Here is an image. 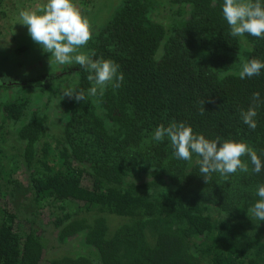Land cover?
<instances>
[{
    "label": "trees",
    "instance_id": "16d2710c",
    "mask_svg": "<svg viewBox=\"0 0 264 264\" xmlns=\"http://www.w3.org/2000/svg\"><path fill=\"white\" fill-rule=\"evenodd\" d=\"M212 3L120 0L106 25L95 23L96 35L85 50L113 61L124 76L121 87L97 91L98 105L88 96L89 73L79 65L73 90L87 98H65L64 110L51 109L54 104L41 98L33 106L19 83L5 87L15 96L0 104V114L11 121L20 146L13 143L19 149L7 173L0 147L1 192L28 194L35 217L59 202L64 214L54 226L61 238L86 233L87 252L60 251L47 264H264V221L248 211L260 199L264 167L253 172L243 156L247 173H213L206 184L198 156L177 159L167 137L153 139L157 127L183 122L209 140L246 143L264 164V104L256 109L255 130L240 115L254 92L264 100V69L251 78L239 76L247 61L264 62V38L232 37L223 0ZM167 7L165 20H158L155 15ZM8 9V1L0 0V14ZM23 49L12 53L14 65ZM58 82L53 72L34 80L52 103ZM42 100L46 107L40 112ZM50 111L64 114L65 122ZM21 163L29 173L27 186L9 175ZM66 202L78 205L74 215L67 214ZM19 217V210L0 208V264H40L49 244L46 231L33 227V218L26 220L31 228L21 230Z\"/></svg>",
    "mask_w": 264,
    "mask_h": 264
},
{
    "label": "clouds",
    "instance_id": "9594fccd",
    "mask_svg": "<svg viewBox=\"0 0 264 264\" xmlns=\"http://www.w3.org/2000/svg\"><path fill=\"white\" fill-rule=\"evenodd\" d=\"M212 6L215 7V0ZM222 14L226 20L232 37L248 34L256 38H264V4L261 0H223ZM19 22L27 26L28 34L44 52L50 54L52 61L59 66L79 65L89 73L87 79L92 82L88 95L95 96L98 89L103 91L109 84L115 88L122 86L124 76L118 71L119 65L107 59H94L91 55L80 52L92 37L88 20L72 0H47V3L36 11H21ZM264 69V62L251 59L243 64L239 73L241 79L258 76ZM65 97L77 102L86 100L83 91L72 88L61 91V100ZM209 102H214L209 98ZM202 105L205 101L201 102ZM264 104L259 92L252 95V104L245 111L240 110L241 118L249 128L255 130L257 124V108ZM203 107L201 108V114ZM168 138L177 159L190 161L193 154L198 156L199 174L208 184L213 173L227 178L237 170L247 173L248 164L241 157L248 156L254 166L252 171L259 173L264 167L257 153L244 142L224 141L219 138L209 140L204 135H196L185 123H171L167 127L161 125L154 130L153 139L162 142ZM260 198L248 211L259 221H264V185L257 190Z\"/></svg>",
    "mask_w": 264,
    "mask_h": 264
},
{
    "label": "flooded vegetation",
    "instance_id": "af4514ba",
    "mask_svg": "<svg viewBox=\"0 0 264 264\" xmlns=\"http://www.w3.org/2000/svg\"><path fill=\"white\" fill-rule=\"evenodd\" d=\"M119 2H120V0H112L111 2H108L107 0H102V2L100 4L93 6V8H91L92 6L87 7V9L83 15L88 20V22L90 24L92 37H94V34L96 35V32H95L97 29L96 24L98 22H99L98 24L106 25L107 22L110 20V17H111L110 14H108V16H107L109 18L108 20H102L100 18V16L103 13L102 9L114 11V9H116V7L118 6ZM183 8H184L183 14L188 16V14H189L188 5H184ZM176 9L181 10V7L176 8ZM7 11L9 13V10H7ZM168 11H169V8H168V10L166 9L165 13ZM8 13H6V15L0 14V16H2V17H0V20L7 18V19L12 20V22H13L14 21L13 17H11ZM186 18H188V17H186ZM14 25L17 29V32L15 31L13 33V36L15 38H17L19 41L18 44L15 46H4V44H6L4 42V38H3L4 32L2 31V29L0 27V54L8 53L9 54L8 58L11 57L9 59H0V104L10 101L12 98L11 96H15L12 92L9 93L8 91H6L7 88H5V87L8 85H11V84L19 83V84H21V86L23 87L25 92L28 94L27 98L31 100L30 104H32L33 106L36 104L35 100L41 98V99L46 100V104H47V102L54 104L53 106H51V109L52 108L57 109L59 107V110H61V109L64 110V107H66V106L63 105L62 102L65 98H68V97H65L63 100H61V91L63 89H67V88L73 89L74 86H76V84H77L76 82L79 81V78L76 79L77 78L76 73H75L76 71H74V70L78 69L77 65L59 66L53 60L51 66H50V63H49L50 54L47 52H44L39 44H36L35 42H33V40L31 39V37L28 34L27 26H18L16 24H14ZM11 27H12V25H11ZM9 30L11 31L10 28H9ZM92 37H91V39H92ZM91 39L89 40V42L91 41ZM3 42H4V44H3ZM89 42L87 43V45L89 44ZM87 45H85L83 48L79 49V51L86 53L85 50L88 48ZM20 48H24V49H23V51L20 52L18 57H14V59L17 61V63L14 65V63L12 62V60H13L12 53L15 50H18ZM20 58H22V59H20ZM28 58H31V61ZM28 61H30V63H28ZM49 72H53V75L56 76V80H59V82L55 85V88L53 91V93H55V95H56V99H54V100H56L57 104L52 103L51 96H43V94L46 92V89H42V87H38L34 83V80L38 79V76L48 74ZM44 80H42V82ZM39 82H41V81H39ZM32 86H34V87H32ZM30 88H31V91H30ZM38 89H39V93H42L43 97L41 95L38 96L37 92H35V90H38ZM32 90L34 92H32ZM90 97L96 105L99 104L100 101L98 100L96 95L95 96L90 95ZM45 100H42L40 102L41 105L38 107L40 112H43L45 110V107H46ZM44 104H45V106L43 107ZM52 114L56 118H58L60 121H62L63 123L65 122V115L64 114L62 115L61 118H60L61 114H55V112ZM0 115H1L2 121H3L2 125L8 126L9 128H11V126H10L11 121L8 119H5L4 114H0ZM4 124H6V125H4ZM62 213L64 214V212H62ZM67 213H68V211H67ZM61 217H63V215ZM56 229L59 231L58 236H57V240L59 242L65 243L66 241H63V240H68V238H64V239L61 238V234H62L61 228L57 227ZM74 234H80V236L81 235L84 236V240L86 241V233L84 231H82V230L76 231ZM85 244H86V242H85ZM75 255H78V254H75Z\"/></svg>",
    "mask_w": 264,
    "mask_h": 264
},
{
    "label": "rangeland",
    "instance_id": "374dc122",
    "mask_svg": "<svg viewBox=\"0 0 264 264\" xmlns=\"http://www.w3.org/2000/svg\"><path fill=\"white\" fill-rule=\"evenodd\" d=\"M8 5H9V15L13 17L14 21L10 19H3L0 20V27L2 31L4 32V46H15L18 44V39L13 36V33L17 29L14 24L18 26H25L20 24L19 22L16 23V21L19 19V13L21 11L27 10V11H36L37 9L41 8L43 5L47 3V0H7ZM108 2H111L112 0H107ZM73 4L80 10L82 16H84V12L86 11L88 6H96L102 2V0H72ZM120 3V2H119ZM163 5H159L158 9H161ZM168 10V7H167ZM102 15L100 18L102 20H108L109 18L107 17L108 14L110 16L113 15L115 11L112 10H103ZM166 9L163 11H160L158 14L155 15V17L158 20H165L164 15L167 14L165 13ZM109 16V17H110ZM111 19V18H110ZM12 25V27H11ZM11 29V31L9 30ZM2 44V45H3ZM245 44V42H243ZM31 61V58H28ZM28 61V63H30ZM53 113V112H52ZM50 111V114H52ZM54 118V117H52ZM3 121L2 117L0 115V147H3V156H2V166L5 170V173L7 171L11 170V164L13 160L17 157L18 154V148H15L13 146V143L15 142L16 146H20L17 136L15 135V128L11 127L10 129L6 126H3ZM0 148V149H1ZM28 171L25 166V164L21 163L20 167L16 170H13L10 172L9 175H12V177L18 179L21 183H23L24 186L28 185ZM90 181L85 180V184H88ZM21 191L24 192V188L21 187ZM7 193V192H6ZM25 196V197H24ZM22 195L17 198L11 197L10 195H6L5 193L1 192L0 190V208L7 209V210H19L20 212V228L22 229H28L31 228L30 223L27 222L28 218H33L30 220L32 223L33 227L41 225L39 228V231L41 232L42 230L46 231V236L48 237V246L47 250L44 255V261L40 264H47V261L50 256L53 255H60V251H64L67 254L70 255H75V254H81L84 252H87L88 249L86 248L84 236H80V234H73L68 238V241L65 243L59 242L57 240L58 236V230L54 228V223L56 221L57 217L62 216V212L59 211V203L54 206L53 208H50L49 206L40 209L38 213H35L36 217L34 216L33 213H30L33 209V207L29 204V200L31 199L30 196L27 195ZM26 198V199H25ZM28 199V200H27ZM66 208L69 210L67 214L74 215L76 207H78L77 204L71 203V202H66L64 204ZM46 258V259H45Z\"/></svg>",
    "mask_w": 264,
    "mask_h": 264
}]
</instances>
